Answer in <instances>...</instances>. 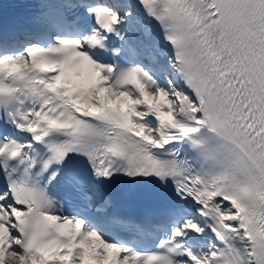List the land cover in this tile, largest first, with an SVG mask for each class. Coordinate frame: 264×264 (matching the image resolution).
<instances>
[{
  "label": "snow or ice",
  "instance_id": "obj_1",
  "mask_svg": "<svg viewBox=\"0 0 264 264\" xmlns=\"http://www.w3.org/2000/svg\"><path fill=\"white\" fill-rule=\"evenodd\" d=\"M0 4V264H264V0Z\"/></svg>",
  "mask_w": 264,
  "mask_h": 264
}]
</instances>
